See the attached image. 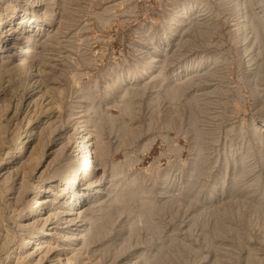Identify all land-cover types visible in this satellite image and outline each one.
<instances>
[{
    "label": "rangeland",
    "instance_id": "374dc122",
    "mask_svg": "<svg viewBox=\"0 0 264 264\" xmlns=\"http://www.w3.org/2000/svg\"><path fill=\"white\" fill-rule=\"evenodd\" d=\"M7 5L0 264L66 263L16 253L42 227L27 223L32 192L53 173L73 176L83 134L104 176L95 203L78 210L92 238L76 242L84 253L71 264H264V0ZM31 17L38 23L22 22ZM39 134V159L25 172ZM68 142L74 150L49 165Z\"/></svg>",
    "mask_w": 264,
    "mask_h": 264
},
{
    "label": "bare ground",
    "instance_id": "6f19581e",
    "mask_svg": "<svg viewBox=\"0 0 264 264\" xmlns=\"http://www.w3.org/2000/svg\"><path fill=\"white\" fill-rule=\"evenodd\" d=\"M53 1L56 2L57 0H53ZM185 8H186L185 6L179 7L178 13L183 12ZM13 9H14V7L11 5L10 6H8V5L7 6H0V39L4 38L5 43H7V41H9V39H10L9 35H11L9 32L11 29H8V25H9V21H10V10H13ZM11 12L14 13L13 11H11ZM176 17H177V15H175L172 18V21L169 23L170 24L169 30L176 27V24L179 21V20H177ZM254 18H256V17L254 16ZM26 21H27V23H29V25H34L35 23H38V20L35 17L28 18L26 20H23L22 22H26ZM250 23H251V21H250ZM254 23H256V22H254ZM251 29H254V28H251ZM3 30H5V31L3 32ZM2 32L6 35L2 36V34H1ZM29 38H31V39L27 44L32 43L33 47L31 48V50L35 49L37 40L32 39L33 36H31V37L29 36ZM258 40H260V39H258ZM1 42L2 41L0 40V43ZM2 48H3V45H0V49H2ZM33 53L36 54V51H34ZM257 124L258 123H256L255 120H253V125L256 126ZM258 125H259L257 127L258 129H260V130L264 129V123L258 124ZM81 132H83V131H81ZM40 135L41 134H39V137H37V139H38L37 144L34 145V148L32 149V152L30 153L31 158L29 159V162L26 165V167H24V171L26 170V168L33 165V162L35 163L39 159V148L43 147V143L41 141V138H43V137H40ZM80 137H82V139L79 140L78 146H76L77 148H75V156H74L73 160L68 162V164L70 165L69 166L70 169H73V171L75 172V173H73V176H70V175L66 176V175L62 174L59 177V173L58 174L53 173V175L48 176L44 181H42V183L39 186H36L35 191L32 192V195H31L30 200H29L30 201V211H29L30 214L26 215V216H30L27 223H39L40 222L42 224V227L39 231L32 232L30 235H27L26 233L23 234L22 244H21V248H20L21 250L16 253V254H19L20 252H22L21 256L17 255V256H19V257H17L18 260L23 261L27 257H30L34 254H41L40 258L37 261V262H40L42 260V257H44V255L47 256L48 253L52 252L53 254L57 253L55 256H61L63 254L66 255V263L61 262L60 264H71L72 259L78 258L79 256L83 255V253H84L82 245L80 247L77 245L76 242H78V241L80 242L82 240L86 241V239H88V241H89V239L92 238V235L88 233L89 231L91 232L92 230L87 231V226H86V228L84 227L85 229H82V228L80 229V226L86 225V222H84L86 215L83 218L82 211H78V210H79V208L83 207V205L85 204L84 203L85 201H89L90 199H91L90 200L91 202L96 201L97 196L94 194L102 191L98 187L102 184L101 181H102L104 175L103 176L97 175L98 170H99V167H98L99 162L97 163V160L94 158V153L92 152L93 143H92L91 138L89 136H87V134H83ZM73 146L74 145H69V142H68V144L59 146V149H57V150L55 149L54 151H52L53 158L50 160L49 163L48 162L47 163L49 165H51L52 163H56L57 161H59L62 158V155L64 154V150H66L67 148L74 150ZM73 155H74V153H73ZM97 155H99V152ZM92 176H94V177L96 176V177L94 178ZM92 178H94V179H92ZM83 179L86 180L87 182H89V184L85 185V182H84L83 184H80V185H83V187H80V185H79L78 187H80V189L79 188L77 189L76 188L77 184H75V183L78 180L80 182H83ZM26 183H23V187L28 185V183L27 184ZM70 184H74L75 187H74V185L70 186ZM70 187H72V188H70ZM50 191L55 192V194H56L55 197L50 198V196H51ZM91 204H93V203H91ZM92 206H96V205H92ZM97 206H98V204H97ZM86 219H88V218L86 217ZM79 223H81V224H79ZM93 223H96V222H93ZM51 224H54V226L49 228V226ZM91 225H93V224L91 223ZM34 226L36 227V225H34ZM88 227H89V225H88ZM90 228H91V226H90ZM24 230H26V229H24ZM74 230H79V231L72 233ZM55 234H57V236L59 237L58 238L59 243H57V244L54 243L55 241L54 242L48 241V240L54 239ZM89 235H91V237ZM29 245H32L31 248H28ZM58 246H63L62 247L63 252H61V250L58 251V249H57ZM72 251H76V253L74 255L70 256L69 253ZM28 259H31V258H28ZM34 259L37 260V258H34ZM15 264H17V263H15ZM22 264H24V263H22ZM31 264H37V263L34 262Z\"/></svg>",
    "mask_w": 264,
    "mask_h": 264
}]
</instances>
